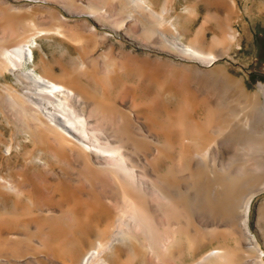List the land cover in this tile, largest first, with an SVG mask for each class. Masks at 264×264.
Here are the masks:
<instances>
[{"label":"bare ground","instance_id":"obj_1","mask_svg":"<svg viewBox=\"0 0 264 264\" xmlns=\"http://www.w3.org/2000/svg\"><path fill=\"white\" fill-rule=\"evenodd\" d=\"M103 1L65 6L99 21L124 2L111 27L137 33L142 56L97 64L87 46L106 33L63 14L0 25V158L19 163L0 174V264H264V82L215 66L239 31L186 40L165 4ZM48 34L75 44L68 80L38 70Z\"/></svg>","mask_w":264,"mask_h":264},{"label":"rangeland","instance_id":"obj_2","mask_svg":"<svg viewBox=\"0 0 264 264\" xmlns=\"http://www.w3.org/2000/svg\"><path fill=\"white\" fill-rule=\"evenodd\" d=\"M67 2L69 4L72 3L76 5L80 3L83 5L92 3L93 6H102V8H106L107 10L109 9L107 8L109 6L103 0H0V25L6 24L5 19L10 15L26 14V19H35L36 17L44 18L45 16L44 19H46V16H48L47 12L55 15L63 14L66 17L68 23L73 24L76 21L80 23L84 21L88 24L90 23L95 25L99 33H106L105 39L107 40L103 39V41H100L102 39L101 35H96L94 36V38L98 37L96 38V46H87V53L89 54V56H91V58H97L95 59L97 64H100L103 61L107 62L110 59L108 56H111V53L113 54L115 48L116 51L114 53L116 54L120 53V51H130L139 55L141 54L142 56V54L146 52V49L142 46L140 37L137 33L136 35L133 33L127 34L129 35V38L125 36V30H115L113 27H111L114 25L113 22L110 21L113 20L114 17H119V9H124L127 7L124 2L112 4L110 6L114 8L111 10L113 12L112 16L101 19L99 21H96L86 14L80 15L78 12H75L74 9L73 11H68V5L65 6ZM151 2L154 4V7L157 10L164 4L173 8V15L175 13L179 15L178 20L179 23L181 22L180 25L182 24V31H185L183 32V37L186 38V40H189V37L192 36L196 28L201 25L204 31L203 35L207 41L211 40V38H221V35L223 34L221 30H219V23H221L222 21H228V23H230L234 29L239 31L238 39L242 47H235V50L231 52L230 56H224L220 58L215 62V66H226L230 74L238 78H244L247 89L251 91L256 88V84L258 82H264V0H234V3H223L220 0H151ZM188 5L190 8L187 7ZM189 9L192 10V13L190 14V16H188V18H191L192 14H197H195L196 16L192 15V19H194L195 17L196 18L194 19V21L190 20L191 22L187 21V15L189 13V11L187 10ZM77 10L82 11V9ZM194 10L195 12H193ZM185 16L186 19L184 18ZM183 26L187 28H184ZM134 36L136 38H134ZM37 43L41 47V51H34V59L40 61L41 55L44 54L43 59L45 58L47 61L45 62V65L42 63V61H40L38 70L40 72L46 73L48 76L54 79L65 80L66 77L68 78V74L70 73L72 66L74 64H77L80 59V56L75 49L74 42L68 39L61 38L55 34H48L38 38ZM159 53L165 55L163 52ZM81 54H83V52ZM98 54H100L101 58ZM81 57L83 56L81 55ZM105 59L107 61H105ZM49 66L53 67L49 68ZM98 69H100V67H98ZM66 70L68 72H66ZM64 71L66 72V74ZM3 81H5V79ZM1 82L2 81H0V83ZM133 82L135 81H129L130 84H133ZM166 85H164V87H166ZM115 92L116 91L112 89L110 91V94H114ZM0 119H2V117ZM3 122V120L0 122V131L3 134L2 136V134L0 133V136L2 137L0 138V141L2 139V142L7 141L10 138L8 136H11L12 131V129H10L11 127L8 124H5L6 122ZM6 138L7 140H5ZM2 142L0 144H2ZM14 159L16 160V157L11 159L10 161H8L9 163H7L4 158H2V160L0 158V174L7 175L9 173L17 175L19 163H16L14 165ZM6 163L7 166L9 164L8 170ZM262 194L263 193H260L255 197L252 205L253 209L255 204L259 202L260 199L264 196V194ZM254 220L255 219H252V224L254 223ZM8 227L15 226L14 224H12ZM66 244L68 246H66ZM66 244L63 245L64 249L62 248V250L68 251L70 242ZM56 255L59 259L63 257V253L61 250H57Z\"/></svg>","mask_w":264,"mask_h":264}]
</instances>
